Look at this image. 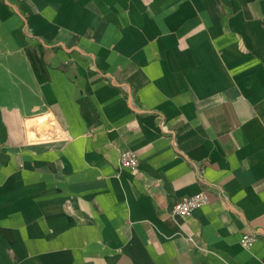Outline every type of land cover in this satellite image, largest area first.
I'll list each match as a JSON object with an SVG mask.
<instances>
[{"label": "crops", "instance_id": "1", "mask_svg": "<svg viewBox=\"0 0 264 264\" xmlns=\"http://www.w3.org/2000/svg\"><path fill=\"white\" fill-rule=\"evenodd\" d=\"M0 264H264V0H0Z\"/></svg>", "mask_w": 264, "mask_h": 264}, {"label": "built area", "instance_id": "2", "mask_svg": "<svg viewBox=\"0 0 264 264\" xmlns=\"http://www.w3.org/2000/svg\"><path fill=\"white\" fill-rule=\"evenodd\" d=\"M120 164L124 167L137 168L139 166V157L135 150L125 149L120 154ZM209 190L203 188L194 194L184 196L179 201L175 202L170 214L175 215H190L193 211L209 201ZM259 237L257 231L244 232L240 238V244L245 249H250Z\"/></svg>", "mask_w": 264, "mask_h": 264}]
</instances>
